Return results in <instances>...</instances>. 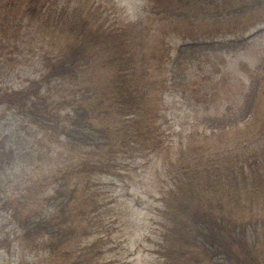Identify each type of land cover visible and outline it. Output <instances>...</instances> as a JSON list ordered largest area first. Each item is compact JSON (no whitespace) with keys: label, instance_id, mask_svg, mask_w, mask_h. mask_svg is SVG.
Wrapping results in <instances>:
<instances>
[{"label":"trees","instance_id":"obj_1","mask_svg":"<svg viewBox=\"0 0 264 264\" xmlns=\"http://www.w3.org/2000/svg\"><path fill=\"white\" fill-rule=\"evenodd\" d=\"M151 1L156 16L176 7L177 15L196 17L218 0ZM81 6L71 0H0V65L39 72L23 88H0V109L35 124L55 159L41 179L31 170L36 146L22 140L19 130L0 135V172L8 168L20 181L12 191L8 185V196L0 191V208L20 228L37 259L31 264H100L115 251L105 248L108 234L84 243L115 216L97 181L134 171L137 159L160 149L157 128L135 119L150 89L136 68L138 24L98 20ZM263 97L264 73L251 84L243 118L258 119ZM18 119L9 117L8 131ZM262 119L247 143L164 158L157 183L163 204L150 238L156 264H264V207L257 225L245 216L248 207L260 216L256 209L264 201ZM235 125L215 128L225 132Z\"/></svg>","mask_w":264,"mask_h":264},{"label":"rangeland","instance_id":"obj_2","mask_svg":"<svg viewBox=\"0 0 264 264\" xmlns=\"http://www.w3.org/2000/svg\"><path fill=\"white\" fill-rule=\"evenodd\" d=\"M100 1L105 2L104 8ZM113 1L115 2L113 3L114 7L109 11L111 13L110 20L112 19L115 23L130 20L142 24L144 33L139 37L140 42L136 39L137 50L150 68L151 76L158 81V85H153L149 92V95L156 100L151 101L147 105L148 111L140 112L138 118L142 119L146 115H151L147 121L152 126H156L160 119L168 117L174 132L169 136L174 139L180 138V134L185 131L193 134L200 132L202 126L199 124L206 114L213 116L223 113L226 109L229 116L220 123L227 124L235 120L237 122L244 114L241 107L253 69L257 68L259 62L264 59V31H262L264 29V0L261 2L262 7L256 8L258 10H254L252 13L247 11L251 0H244L245 6L241 8L240 20H218L215 17V19H211L212 24L200 21L191 24L189 20H167L148 16L146 13L147 0ZM71 2L79 3L84 10H89L88 7L93 10L98 8L97 0H71ZM110 4H112L110 0H99V8L104 12V16L105 9ZM106 15L109 16L108 13ZM215 20H217V24L214 25ZM145 25H150L153 31L147 33ZM214 27H217L214 37H207V32ZM234 29H238L240 32L235 33ZM245 37L249 39L246 45L239 51L234 50V46L238 48L241 46L240 40ZM190 40H195L199 45L187 55L183 53L178 56L182 42ZM209 40H212L211 44L214 42L215 46L210 44L206 51V46L200 44ZM231 40H233L232 43H230ZM176 56L179 58L177 64L174 63ZM38 75V68L24 66L21 70L9 71L8 67L0 65V88H23L28 81L36 79ZM179 77L186 81L185 85L181 83ZM148 80L149 78L146 81ZM161 81H166L164 87L161 86ZM259 106L258 119H251V116V120H241L237 129H233V132L226 133L221 138H210L199 134L195 143L203 146L207 144V148L213 150L226 148L235 143H247L262 127L264 97ZM3 112L4 110L0 112V135L6 137L5 134L19 130L22 140L36 146V158L31 162L34 166L31 170L42 179L43 175L49 174V169L55 161L51 145L47 144L46 139H42V133L28 118H21L20 123L19 115L14 117L9 113V116H5ZM9 117H13L14 122L18 119V122L14 129L8 131ZM26 161L28 160L26 159ZM159 164L158 160L153 159L149 162L145 173L134 176V179H144L146 187L149 189L153 180L157 183L160 180L159 171L156 169ZM36 166H40V168ZM3 178L12 180L8 171L5 175L0 173V180ZM100 181L106 182V179L102 178ZM136 183L137 185H134L131 181L127 186H124V189L118 191L115 187L114 192L117 191L115 203L110 201V207L117 206L122 215L120 222L125 226L122 229V241L125 242L123 248H127V250L122 254L112 252L104 255L101 258V264H153V258L147 250L150 247L145 242V237L149 234L148 231L153 227L150 216L153 207L144 203V196L139 189L138 181ZM9 184L11 183L5 179L0 191L5 193L6 190L5 194H8ZM16 184L20 185V181H16ZM261 203L258 204L257 211L264 207V204ZM262 212L263 209L257 213L260 216H255L251 207H248V213H245V216L249 218L251 216L255 223L263 217L261 216ZM262 232L261 228L257 231L259 235ZM0 237L10 242L8 249L0 250V264H17V260L21 261L20 264H30L26 251L22 250L26 249V246L21 242V232L17 231V228L3 212H0ZM31 260L37 262L36 258ZM191 263L192 261L189 264ZM192 264H197V262L193 260Z\"/></svg>","mask_w":264,"mask_h":264}]
</instances>
